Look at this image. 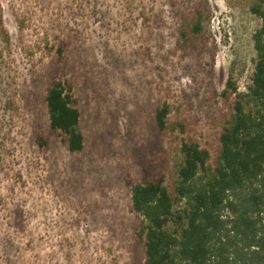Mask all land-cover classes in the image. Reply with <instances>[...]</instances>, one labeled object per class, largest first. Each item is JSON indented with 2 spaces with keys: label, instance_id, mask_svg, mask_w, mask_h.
<instances>
[{
  "label": "rangeland",
  "instance_id": "obj_1",
  "mask_svg": "<svg viewBox=\"0 0 264 264\" xmlns=\"http://www.w3.org/2000/svg\"><path fill=\"white\" fill-rule=\"evenodd\" d=\"M258 1L0 0V264H141L127 181L162 164L171 188L183 140L217 158L227 82L244 92L254 71ZM62 43L78 153L44 104Z\"/></svg>",
  "mask_w": 264,
  "mask_h": 264
},
{
  "label": "trees",
  "instance_id": "obj_2",
  "mask_svg": "<svg viewBox=\"0 0 264 264\" xmlns=\"http://www.w3.org/2000/svg\"><path fill=\"white\" fill-rule=\"evenodd\" d=\"M251 11L261 19L253 35L254 71L244 92L231 77L227 82L224 95L235 94V101L217 158L213 161L199 142L183 140L171 188L162 164L145 169L139 182L127 181L130 211L138 218L133 234L144 248L141 264H264V0ZM200 20L199 12L189 22L195 33L201 30ZM181 34L188 35L183 29ZM64 45L49 74L44 104L50 134L61 136L69 151L78 153L85 136L63 62ZM168 112L167 106L158 109L159 130ZM37 140L49 144L41 133Z\"/></svg>",
  "mask_w": 264,
  "mask_h": 264
}]
</instances>
